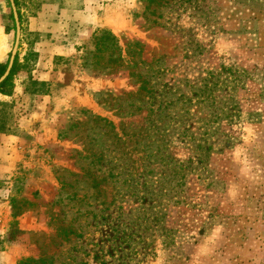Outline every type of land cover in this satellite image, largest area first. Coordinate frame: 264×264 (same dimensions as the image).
Returning a JSON list of instances; mask_svg holds the SVG:
<instances>
[{
	"label": "rangeland",
	"instance_id": "374dc122",
	"mask_svg": "<svg viewBox=\"0 0 264 264\" xmlns=\"http://www.w3.org/2000/svg\"><path fill=\"white\" fill-rule=\"evenodd\" d=\"M244 2L85 0L47 33L17 2L24 67L0 102L48 143L2 179L0 264H264V2Z\"/></svg>",
	"mask_w": 264,
	"mask_h": 264
},
{
	"label": "crops",
	"instance_id": "0c3cea01",
	"mask_svg": "<svg viewBox=\"0 0 264 264\" xmlns=\"http://www.w3.org/2000/svg\"><path fill=\"white\" fill-rule=\"evenodd\" d=\"M36 1H38V4H36ZM17 2L22 16L26 14L30 20L31 31H39L41 33L50 32L52 22H54L53 25L59 27L63 24L70 25L78 23L81 25L80 22H83L90 15L85 0L81 4L82 6L79 5L74 9H71L68 4L61 5V0H17ZM55 2H59L57 6L54 4ZM39 108L43 110L44 106H39ZM30 121L32 125L30 122L26 131L21 134L0 133V241H4V248L6 247L8 196L6 195V182L2 179L14 176L17 166H20L25 155L29 154L30 148L35 153V147L37 148L39 143L44 145L48 143L46 140L48 137L47 131H45L46 125L43 124L38 129V122L32 119ZM2 255H6L4 251H2Z\"/></svg>",
	"mask_w": 264,
	"mask_h": 264
},
{
	"label": "trees",
	"instance_id": "16d2710c",
	"mask_svg": "<svg viewBox=\"0 0 264 264\" xmlns=\"http://www.w3.org/2000/svg\"><path fill=\"white\" fill-rule=\"evenodd\" d=\"M9 1V0H8ZM16 1V4H17V0ZM153 1H156V0H151V2L153 3ZM243 1V0H242ZM246 3L250 4L251 1H255V2H259L261 4V2H264V0H244ZM244 2V3H245ZM262 5V4H261ZM264 5V3H263ZM19 16H20V21H21V13L19 12ZM103 40V39H102ZM105 41V38L104 40L102 41V44L104 43ZM19 54L17 55L16 57V60H15V64H14V67L11 71V74L10 76L8 77V79L0 86V94L2 95H7V96H11L12 95V92H13V88H14V78L15 76L17 75V73L20 71V69L24 66L21 65L20 61H19ZM6 68H7V64H3V63H0V78L1 76L5 73L6 71ZM30 79H32L30 77ZM37 84V82L34 81V84L32 86H35ZM31 89L30 88H27L26 91L27 92H36L37 90H33V91H30ZM142 91H148V88H147V81H142V85H141V88L138 89L137 93L141 92ZM0 106H2V110H0V133L1 134H17V132H15L13 130V127L12 126H8L6 120H7V117L5 116L7 113L9 114V112L4 111L3 109H8L9 106L7 104H4L2 102H0ZM4 111V113H2ZM4 114V116H3ZM10 115V114H9Z\"/></svg>",
	"mask_w": 264,
	"mask_h": 264
},
{
	"label": "water",
	"instance_id": "95a60500",
	"mask_svg": "<svg viewBox=\"0 0 264 264\" xmlns=\"http://www.w3.org/2000/svg\"><path fill=\"white\" fill-rule=\"evenodd\" d=\"M9 2L11 4V8L13 11V17H14L15 24H16V39H15V45H14V48L12 50L11 57H10L8 65H7L6 71L0 78V86L8 79V77L11 74V71H12L14 64H15L16 57H17L19 49H20L21 37H22V27H21V23H20V16H19V13L17 10L16 2H15V0H9Z\"/></svg>",
	"mask_w": 264,
	"mask_h": 264
}]
</instances>
